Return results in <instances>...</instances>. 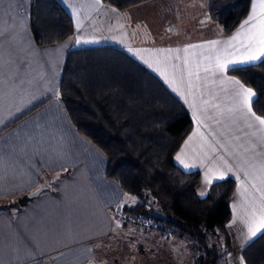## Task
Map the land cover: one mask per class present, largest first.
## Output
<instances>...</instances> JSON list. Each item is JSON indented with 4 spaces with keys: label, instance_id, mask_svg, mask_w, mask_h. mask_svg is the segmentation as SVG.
<instances>
[{
    "label": "crops",
    "instance_id": "obj_1",
    "mask_svg": "<svg viewBox=\"0 0 264 264\" xmlns=\"http://www.w3.org/2000/svg\"><path fill=\"white\" fill-rule=\"evenodd\" d=\"M57 1L70 14L74 32L63 41L38 45L30 29L31 0H0V264H89L95 248L112 236L114 219L122 218V200L128 195L105 176V156L74 128L57 95L67 52L103 46L144 68L187 110L193 127L173 159L184 171L200 172L197 196L208 192L204 175L209 167L235 181L225 225L231 248L225 260L241 264L243 249L263 232L248 239L245 221L253 205L261 203V193L251 183L264 188L257 179L264 165V133L258 123L249 128L239 111H228L237 88L229 81L238 79L227 70L244 64H231L224 72H205L201 65L197 79V62L208 49L184 51L189 45L227 41L240 25L228 36L218 30L189 41H152L147 17L157 23L156 12L164 9L171 13L165 19H172L173 0H152L124 11L101 0ZM41 186L45 189L24 206L17 203ZM134 202L130 198L128 206Z\"/></svg>",
    "mask_w": 264,
    "mask_h": 264
},
{
    "label": "trees",
    "instance_id": "obj_2",
    "mask_svg": "<svg viewBox=\"0 0 264 264\" xmlns=\"http://www.w3.org/2000/svg\"><path fill=\"white\" fill-rule=\"evenodd\" d=\"M120 11L152 0H101ZM211 19L228 36L248 16L251 0H206ZM30 29L38 45L72 36L70 14L57 0H31ZM253 89L252 110L264 117V58L227 70ZM58 98L74 128L106 158L105 176L135 197L125 220L146 222L160 236L186 239L193 264H222L231 245L232 178L213 182L205 197L200 173L184 171L174 155L192 129L181 102L121 51L106 46L71 49L61 71ZM146 220H145V219ZM246 264L264 260V231L243 251ZM264 264V261H262Z\"/></svg>",
    "mask_w": 264,
    "mask_h": 264
},
{
    "label": "rangeland",
    "instance_id": "obj_3",
    "mask_svg": "<svg viewBox=\"0 0 264 264\" xmlns=\"http://www.w3.org/2000/svg\"><path fill=\"white\" fill-rule=\"evenodd\" d=\"M173 2L176 6L174 10L176 14H172V19L168 18V15L165 19V13H171L165 12L164 9L159 10V14L156 12L155 19L159 23H152L151 16L147 17L146 24L149 28L147 31L152 41L170 39L189 41L211 33L215 34L220 30L208 14L206 0H173ZM152 6L154 9L155 6L153 4ZM127 198V200L123 198L120 208L125 213L131 197L127 196ZM122 211L120 210V213ZM125 217L126 214L122 215V218L114 219L112 236L95 248L93 255L95 260L90 261L89 264H193L186 239L160 236L155 230H149L146 222L127 219L125 220L127 225H121ZM101 247L106 249V252ZM262 261L264 260L254 259L248 264H262ZM222 264H226V260L225 262L223 260Z\"/></svg>",
    "mask_w": 264,
    "mask_h": 264
},
{
    "label": "snow or ice",
    "instance_id": "obj_4",
    "mask_svg": "<svg viewBox=\"0 0 264 264\" xmlns=\"http://www.w3.org/2000/svg\"><path fill=\"white\" fill-rule=\"evenodd\" d=\"M99 2L100 0H96V3ZM75 39L76 43L81 42L80 37H76ZM221 44H223L224 47H217V45ZM188 48L208 49V54L204 55L201 53V59L197 62V79H199L198 72L201 65H204L203 70L205 72H224L231 64H245L264 58V0H251V9L248 16L241 22L237 31L227 41H209L204 45H189L184 49L186 53ZM159 51L171 52L172 50L161 49ZM177 59H179V57H177ZM205 61H207V64H204ZM188 64L189 61L187 57H185L184 65L186 68ZM188 74L191 76L192 72L189 70ZM165 78L167 79L166 76ZM229 82L236 85L237 88L233 97L232 107H230L228 111L230 113L239 111L245 118L249 128H252L254 123H258L260 126L258 129L259 132L264 133V117L256 115L252 110L253 98L256 95L253 89L245 87L239 80H235L234 78ZM17 111H19V109H17ZM190 139L191 137H189V140ZM185 143H187V141ZM212 150L215 151V148ZM176 159L183 164L185 168L190 167V165L184 163L181 159V154H177ZM220 159L223 160V157H220ZM223 163L227 167V171L231 172L232 167L228 164V161L223 160ZM225 175L226 173L220 168L209 167L205 172L204 180L207 184L211 185L214 180H223ZM244 176L246 179L248 178L249 174L247 171H245ZM237 179L239 180V176ZM257 179H259L261 185L264 186V165H261L260 176H258ZM251 187L261 193V203L258 208L253 205L252 211L248 214V218L245 221L248 239L264 231V188L257 187V184L254 182L251 183ZM244 191H247V188H245ZM35 194L36 193H33V195ZM201 195H203V193H201ZM131 199L133 202L135 201V197H131ZM240 260L241 264H245L243 257H241Z\"/></svg>",
    "mask_w": 264,
    "mask_h": 264
},
{
    "label": "water",
    "instance_id": "obj_5",
    "mask_svg": "<svg viewBox=\"0 0 264 264\" xmlns=\"http://www.w3.org/2000/svg\"><path fill=\"white\" fill-rule=\"evenodd\" d=\"M45 189L44 186L38 187L30 192H27L25 194H23L22 196H20L17 199V203L20 206H24L28 201L32 200L33 198H35L36 196L39 195L40 192H42ZM39 190V191H38ZM33 193H36L35 195H33Z\"/></svg>",
    "mask_w": 264,
    "mask_h": 264
}]
</instances>
